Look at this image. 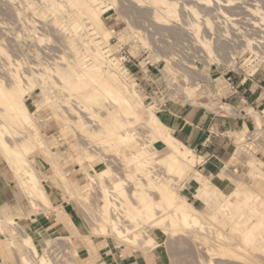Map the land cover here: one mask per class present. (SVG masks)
<instances>
[{
    "label": "rangeland",
    "instance_id": "374dc122",
    "mask_svg": "<svg viewBox=\"0 0 264 264\" xmlns=\"http://www.w3.org/2000/svg\"><path fill=\"white\" fill-rule=\"evenodd\" d=\"M161 1L0 0V134L8 148L20 151L19 144L32 145L28 147L29 164L33 162L50 200L47 206L38 194L28 191L18 168L23 164L17 167L0 141L2 178L11 189L9 204L0 207V221H4L0 222V264L24 263L19 257L26 235L40 255L48 256L49 264H112L122 250L140 260L145 257L148 264H264V233L249 241L251 226L264 222L257 206L264 204V183L255 180L257 173L264 174V0H165L173 17ZM164 20L170 25H163ZM97 64L102 80L116 75L119 86L132 91L125 97L133 109L117 107L111 97L106 99L98 92L72 90L78 77ZM10 93L23 96L31 120L40 123H35L40 129L28 125L30 131L26 123L10 118ZM186 110L212 122V134L218 133L213 130L216 123L219 130L232 127L223 136L228 137L231 152L218 162L217 176L204 169L206 164L185 174L154 166L166 151L161 143L153 144L145 124L152 114L178 119L180 111ZM27 136H32V143ZM135 137L139 143L134 149L128 139L132 142ZM148 145L154 146L147 168L157 181L154 184L170 183L174 203L187 200L203 222L181 225L172 234L166 231L160 239L164 257L160 263L155 253L146 255L154 245L136 210L142 207L139 197L151 201L158 212L172 209L161 202L152 186H146L149 181L133 160L134 151ZM75 148L83 154L78 160L73 156ZM47 152L63 158L58 178H47L53 167ZM107 169L108 187L122 178L128 183L123 195L106 193L110 204L103 207L102 189L81 188L88 174ZM64 178L69 180L70 194L65 192ZM201 181L224 194L222 205L236 204V192L240 202L245 192H251L253 199L259 197L252 203L243 202L238 212L234 208L222 211L216 201L198 196ZM124 208L133 215L126 216L121 229H128L133 240L114 239L110 219L121 216ZM58 211L63 213L62 221ZM2 222L7 223L1 226ZM29 257L25 264H41L34 254L29 252Z\"/></svg>",
    "mask_w": 264,
    "mask_h": 264
},
{
    "label": "bare ground",
    "instance_id": "6f19581e",
    "mask_svg": "<svg viewBox=\"0 0 264 264\" xmlns=\"http://www.w3.org/2000/svg\"><path fill=\"white\" fill-rule=\"evenodd\" d=\"M156 1H159V0H156ZM161 3L162 4H164L166 7H167V13L169 14V16L170 17H173V15H174V13L172 12V10L170 9V7L168 6V4L165 2V0H162L161 1ZM85 5H86V3H85ZM91 12H93V10H92V8H90V7H88V14H91ZM165 22V24H163V25H170V23H168L167 22V20H164L162 23H164ZM168 24H167V23ZM94 29V28H93ZM92 30V29H91ZM88 44V43H87ZM95 45V44H94ZM93 45V46H94ZM89 46V45H88ZM87 47V46H86ZM90 47V46H89ZM94 49V48H93ZM95 50V49H94ZM94 50H92V52H94V54H95V51ZM100 52V51H99ZM100 71H101V65L100 64H97V65H95V66H92L91 67V69L89 70V71H87V72H85V73H82L77 79L79 80V82H83V79L84 80H86L85 82H83L82 84H79V82L77 83V84H74L73 85V87H72V90L74 91V92H76V93H81V91L80 90H84L85 92H87L88 90H90L91 92L93 91V92H98V94L100 93L101 94V96H105V98L107 97V98H109V97H111L112 99H113V105H115V106H117V107H121V108H124V109H126V111L127 110H131V109H133V103L130 101V100H128L126 97H125V95L127 94V93H130V91L131 90H129V88L127 87V86H125V85H123V86H119L120 85V78L118 77V76H116V75H114V76H111L109 79H106V80H102L100 77H101V73H100ZM126 74V73H125ZM77 75V74H76ZM122 78V77H121ZM105 79V78H104ZM134 91V90H133ZM132 92V91H131ZM135 92V91H134ZM135 94H137V93H135ZM136 96V95H135ZM7 97H9V103H8V105H9V107H10V109H11V116H10V118H12L13 116H15L16 117V119L18 118L21 122H24V123H26V125L25 124H23L24 126H27L28 127V125L30 126V127H38L39 128V125L38 124H40V123H38V122H35L33 119V121H34V123L32 122V120H31V115L28 113V111H27V109H26V107H25V102H24V98H23V96L22 95H13L12 93H10V95L9 96H7ZM136 97H139V96H136ZM106 98V99H107ZM106 102V101H105ZM107 103V102H106ZM138 103V102H137ZM109 104V103H108ZM139 104V103H138ZM141 104H142V102H141ZM85 110V109H84ZM92 110V109H91ZM146 110V109H145ZM96 112V111H95ZM99 112V111H98ZM147 112H149L148 111V109H147ZM61 114H63V113H61ZM60 114V115H61ZM66 114V113H65ZM75 114H77V113H75ZM81 114V113H80ZM79 114V115H80ZM99 114V113H98ZM129 115V114H128ZM31 116V117H30ZM64 116V115H63ZM67 117V116H66ZM65 117V118H66ZM76 117H77V115H76ZM75 117V118H76ZM80 117H81V115H80ZM92 117V116H91ZM72 118V117H71ZM87 117H85V119H86ZM88 118H89V116H88ZM87 118V119H88ZM132 118V117H131ZM66 119H69L70 120V118H66ZM84 119V120H85ZM86 119V120H87ZM89 119H93V118H89ZM13 120V119H12ZM15 120V119H14ZM35 120H37V119H35ZM83 120V121H84ZM116 120V119H115ZM149 120V119H148ZM82 121V120H81ZM137 121H141V120H137ZM67 122H68V120H67ZM84 122H86V121H84ZM117 122V121H116ZM35 123H38L37 125L35 124ZM69 123V122H68ZM76 123V122H75ZM81 123V122H80ZM112 123H115V122H113L112 121ZM22 124V123H21ZM74 124V123H73ZM77 124H78V120H77ZM35 125V126H34ZM80 125V124H79ZM146 125V130H147V132H149V134H147V132H145L147 135H149V136H151L152 138V142H153V144L154 143H156V144H159V143H161V145L163 146V149H164V151H166V154L164 155V157H161V158H159L158 160H155V167L156 166H158V167H160L159 169H163V170H169L170 172L171 171H174V172H177V173H182V174H185V173H187L189 170H191V169H193V168H195V167H198V166H200V165H202L203 163H204V159H203V157H201V156H197L196 154H195V152L194 151H192L190 148H188V147H186L182 142H180L179 140H177L174 136H173V134H171L170 132H169V129L166 127V125H164L161 121H160V119L158 118V116L157 115H154V114H152V117H151V119H150V121L147 123V124H145ZM22 126V125H21ZM26 127V128H27ZM71 127V126H70ZM23 128V127H22ZM29 128V127H28ZM27 128V129H28ZM72 128V127H71ZM40 129V128H39ZM121 129H123L122 127H121ZM29 130H30V128H29ZM28 130V131H29ZM35 131H33V132H35V134L34 133H32V134H34L35 136H37L38 134H37V130L36 129H34ZM22 131V130H21ZM30 131H32V129L30 130ZM39 131H41V130H39ZM1 132V131H0ZM126 132H128V131H126ZM125 132V133H126ZM2 133V132H1ZM24 133V132H23ZM39 133V132H38ZM41 133V132H40ZM124 133V134H125ZM28 134V133H27ZM1 136H0V141H1V143H2V145H3V143H6V142H3L2 141V134H0ZM29 135H31L30 133H29ZM138 135V134H137ZM142 135V134H141ZM140 135V136H141ZM33 136V135H32ZM31 136V137H32ZM139 136V135H138ZM31 137H28L27 136V138L28 139H30V143H32L31 141ZM124 137V136H123ZM123 137H122V139H123ZM127 137H129V135L127 136ZM143 137H146V135L144 136L143 135ZM113 138V137H112ZM121 138V137H120ZM134 138V137H133ZM149 139H150V137H148ZM45 139V138H44ZM128 139V138H127ZM137 138L135 137V140H136ZM144 139V138H143ZM40 140V139H39ZM132 140V139H131ZM131 140H129L128 139V144H130V147H134V149L136 148V146L138 145V143H136L137 142V140L135 141H132V142H134V144H132V142H131ZM38 141V140H37ZM44 141V140H43ZM122 141V140H121ZM139 141V140H138ZM141 141V140H140ZM144 141H148V140H144ZM41 142V141H40ZM46 142V141H45ZM114 142V141H113ZM149 142V141H148ZM151 142V143H152ZM38 143V142H37ZM111 143V142H110ZM109 143V144H110ZM122 143H123V141H122ZM150 143V144H151ZM46 144V143H45ZM119 144H120V142H119ZM118 144V145H119ZM125 144H126V142H125ZM145 144V143H144ZM143 144V145H144ZM20 145V146H19ZM18 146L19 147H23V149L22 150H16L15 148H8V147H6V145H3V148L5 149V151H9V153L10 154H8V155H10L9 157H11L10 158V160L12 159V161L15 163V165L17 166H19L20 164H23L22 165V167H18V168H20L21 170H22V173H23V176L25 177H23V179H25L24 181H25V185H26V187H27V189H28V191L30 192V193H36V194H38L39 195V197L43 200V201H45L46 202V204H47V206H49L50 205V200L47 198V193H46V190H45V188L43 187V185H42V181L40 180V178L37 176V174H36V169L35 168H33V162H32V165H30L29 163H31V161H30V158L28 157L29 155H27L29 152H31V150H28L29 148L28 147H30V149H31V147H32V145L30 144L29 146L28 145H26V144H24L23 145V143H22V145L21 144H19ZM38 145V144H37ZM37 145H36V148H37ZM41 145H44V144H42L41 143ZM41 145H40V147H41ZM47 145V144H46ZM46 145H45V147H46ZM124 145V144H123ZM142 145V146H143ZM74 146V145H73ZM93 146H95V145H93ZM101 146V145H100ZM106 146V145H105ZM108 146V145H107ZM115 146V145H114ZM120 146V145H119ZM10 147H12V146H10ZM13 147H14V145H13ZM17 147V146H16ZM18 147V148H19ZM44 146H43V148H45ZM102 147H103V145H102ZM36 148H34L33 150H35ZM42 148V147H41ZM53 148V147H52ZM77 148V147H76ZM76 148L74 149L75 150V152H76V154H74L73 156H74V158H76L77 160L79 159L78 158V156H81L82 157V153H80L79 152V150L77 149L76 150ZM109 148V147H108ZM141 148V147H140ZM39 149V148H38ZM46 149H49V148H46ZM51 149V148H50ZM102 149V148H101ZM32 150V151H33ZM22 151H25V153H23ZM49 151H51V150H49ZM89 151V150H88ZM154 151V146L152 145H148V146H145V147H143V148H141L139 151H134V155H133V160L134 161H137V163H138V167H139V170L141 171V172H144V175H145V177L147 178V180L149 181L148 183H147V185L146 186H152L156 191H157V193H158V195H159V198H160V200H161V202L163 201V203H166V204H168V205H170V208H172V209H170V211H168V212H164L163 213V211L162 212H158V211H156V208H154L153 207V204L151 203V201H149V200H147L146 198H142V197H139L140 198V200H141V202H142V207L141 208H139V210H138V208H136V210H137V214H138V217L139 218H141L142 220L140 221V223L141 224H143V221H144V223L147 225L146 227V232H145V234H146V236H147V238H149L150 240H151V242H153V247L152 248H149L150 250L149 251H147V254L146 255H153V253H155L156 254V257H157V259H158V261H159V263H160V260H162V259H164V257H163V255L161 256V251H160V249H161V245H160V239H162L163 237V235H165V232L166 231H168L169 232V234L171 233V232H175L176 230H178V229H180L181 227V225H191V226H197V224L201 221L200 220V214H199V212L195 209V208H193V206L189 203V202H187V200H185V199H180V202L179 203H174V197H175V192H174V189L172 188L173 186H171V185H169L168 184V182H165V180L164 181H161V183H157V184H159V185H157V184H154V182L156 181V180H153L154 178V176H151L150 175V171L147 169L148 168V166L149 165H151L152 163H151V156H153V152ZM42 153H44V151L42 152ZM48 154H47V160H49L48 161V163H50L53 167L51 168V170L49 171V172H51L52 174L51 175H49V176H47V178H50V177H52V176H54L55 178H58L57 176H56V174H59L61 171H62V168H61V160H63V158L60 160L59 159V157L58 156H56L55 155V153H51V152H47ZM90 153V152H89ZM45 154V153H44ZM93 154V153H92ZM31 155V154H30ZM43 156H45V155H43ZM90 159H92V158H90ZM66 160V159H65ZM89 161V160H88ZM90 161H92V160H90ZM96 161V160H95ZM75 162H78V161H75ZM79 163V162H78ZM9 164H10V162H9ZM13 164V163H12ZM11 164V165H12ZM91 164L93 165V166H97L98 164L97 163H93V162H91ZM46 165V164H45ZM35 166V165H34ZM15 167V166H14ZM48 167V166H47ZM11 168H13V167H11ZM17 168V169H18ZM20 171V170H19ZM78 171V170H77ZM13 172H14V170H13ZM17 172V171H16ZM16 172H14L15 174H16ZM95 172V171H94ZM64 174V173H63ZM63 174H61V176L63 175ZM95 175H92V174H88L87 175V177L85 178V181L87 182L84 186H82V188L81 189H87V190H90L91 188H93V189H95V188H97V189H99V191H100V189H102L103 190V193H102V191H101V195L103 196V200H105V201H103L104 203H106L103 207H105V206H108L109 204H110V199H108V197L106 196V193H108V194H111V195H113V196H115V197H117L118 195H123V193L125 192V190H126V188H125V186H127V181L126 180H124L123 178L119 181V182H116V183H113L114 185L113 186H111V187H108V183H107V179L110 177V171L107 169V170H104V171H102V172H95L94 173ZM46 175V174H45ZM136 175V174H135ZM65 176H67V175H65ZM64 177V176H63ZM132 177H134V176H132ZM62 178V177H61ZM60 178V179H61ZM65 180L64 181H67L66 179L67 178H64ZM158 179V178H157ZM163 180V179H162ZM252 180H254L253 178H252ZM255 180H257V182H262V183H264V174H260V173H257L256 175H255ZM62 181V180H61ZM63 181V182H64ZM127 182V183H126ZM146 182V180L144 179V181H143V183H145ZM157 182V181H156ZM66 183V182H65ZM23 185V184H22ZM63 185H64V189H65V192L67 193V194H70V193H72L70 190H72V189H70L69 187V180L67 181V183L66 184H64L63 183ZM247 185V184H246ZM61 186H62V184H61ZM76 187V186H75ZM74 187V188H75ZM78 187V186H77ZM243 187V186H242ZM242 187H241V189H242ZM63 188V187H62ZM69 188V189H68ZM93 189L91 190L92 192H94L93 191ZM96 190V189H95ZM136 190V189H135ZM194 190V189H193ZM252 190V189H251ZM68 191V192H67ZM98 191V190H97ZM134 191V190H133ZM132 191V192H133ZM80 192V191H79ZM88 193V192H87ZM208 193V192H207ZM66 194V195H67ZM82 194V193H81ZM92 194V193H91ZM96 194V193H95ZM134 194H135V191H134V193L133 194H131V195H133L134 196ZM100 195V194H99ZM130 195V196H131ZM240 194H239V192H236V204L234 203V202H226L225 203V205H222V200L221 199H219V198H217V197H215L216 198V203H218L219 205L218 206H220V209L222 210V211H226L227 210V212L229 211L228 209H231V208H234V209H236L237 210V212H238V210H240V209H242V206H241V204L244 202L245 204H247V203H252V201L254 202V199H256L257 197H259V196H257L256 194V198H254L253 199V194L251 193V192H249V193H244V196L242 197V202H240V196H239ZM78 196H81V197H83V195H78ZM138 196V195H137ZM136 196V197H137ZM198 196L199 197H201V198H203L205 201H207V198H205L202 194H198ZM87 197V196H86ZM96 197V196H95ZM85 198V197H84ZM97 198H98V195H97ZM130 198V200H131V197H129ZM94 199H96V198H94ZM113 199V198H112ZM257 200V199H256ZM113 201H115V204L117 203L118 204V202L115 200V199H113ZM111 202H112V200H111ZM129 202V201H128ZM79 203V202H78ZM82 203V202H81ZM80 204V203H79ZM94 204V203H93ZM129 204H131V202L129 203ZM81 205V204H80ZM113 205H114V203H113ZM121 205V204H120ZM132 205H134L133 203H132ZM258 207H260L259 208V210L261 211V212H263L264 213V204H262L261 202H260V204L259 205H257ZM81 207V206H80ZM86 207V206H85ZM134 207V206H133ZM56 209H58V208H56ZM81 209H85V208H81ZM101 209V208H100ZM218 209V208H217ZM130 211V209H128V208H124L122 211H120L121 213V216L119 215L118 217H116V218H111L110 219V222L112 223L111 224V226H112V228H113V235L115 236L114 237V239L117 237V238H127V239H129V240H133V237H130L129 236V230L128 229H126V230H123V229H121L122 228V225H124L122 222H125L126 220H125V218H126V216H128V214L130 213L129 212ZM165 211V210H164ZM246 211V210H245ZM86 212V211H85ZM247 212V211H246ZM222 213V212H221ZM225 213V212H224ZM230 213V212H229ZM242 213H245V212H242ZM58 215V218H59V220H61L62 221V219L60 218V216L63 214L62 212H60V211H58V213H57ZM83 214H84V212H83ZM130 214H132V212L130 213ZM227 214V213H226ZM239 214V213H238ZM133 215V214H132ZM231 215V214H230ZM235 215V214H234ZM234 215H231V218H234L235 216ZM248 215V214H247ZM229 216V215H228ZM227 216V217H228ZM1 217V216H0ZM140 220V219H139ZM1 221H3V219L1 220ZM0 221V222H1ZM4 222V221H3ZM1 223V226H2V224H4V223ZM14 222H15V224H17V222H16V220H14ZM13 222V223H14ZM233 222V221H232ZM7 223V222H6ZM5 223V224H6ZM10 223H12V221L10 222ZM201 223H203V222H200V224ZM210 223V222H209ZM4 224V225H5ZM9 224V223H8ZM69 224V223H68ZM129 224H130V222H129ZM199 224V225H200ZM3 225V226H4ZM210 225H212V226H214L213 225V223L212 224H210ZM203 226V225H202ZM199 227V226H198ZM201 228V227H200ZM202 228H204V227H202ZM73 229V228H72ZM4 232L5 230H4V228H2L1 227V232ZM74 231V230H73ZM76 231V230H75ZM7 232V231H6ZM92 232H93V230H92ZM140 232H142V233H144L143 231H140ZM131 233V232H130ZM137 234L139 233V232H136ZM262 233H264V222H262L261 224H256V225H252L251 226V228H250V232H249V234H251L252 235V238H250L249 239V241H251V240H254V238H256V236L257 235H259V234H262ZM4 234V233H3ZM172 234V233H171ZM220 234V233H219ZM8 235V234H7ZM222 235V234H221ZM231 235V234H230ZM224 235H222V237H223ZM232 236V235H231ZM238 236V235H237ZM236 235H235V237H237ZM6 237H8V236H6ZM129 237V238H128ZM158 238L159 240H158V242H154V239L155 238ZM218 238H219V236H217ZM12 238V237H11ZM223 238H229L228 236L226 237H223ZM222 238V239H223ZM249 238V237H248ZM236 239V238H235ZM12 241H14L13 239H11ZM10 240V241H11ZM157 240V239H156ZM217 240H219V239H217ZM221 240V239H220ZM219 240V241H220ZM227 240V239H226ZM219 241H217V242H219ZM224 242V239L223 240H221L220 242ZM227 242V241H226ZM239 242V241H238ZM12 243V242H11ZM213 243V245L215 244L214 242H212ZM221 244H223V243H221ZM237 244V243H236ZM217 245H218V243H217ZM225 245H227V244H225ZM157 246V247H156ZM235 246V245H234ZM237 246H238V244H237ZM20 247H21V250H22V253H23V255L21 256V258L19 257V259H21L24 263H22V264H25L29 259H30V257H29V252L31 253V254H34V256H35V258H37L38 259V261L41 263V264H49V261H48V256H46V255H40V253L38 252V249H37V247H36V245L34 244V242H33V240H32V238L30 237V236H28V235H26V236H24L22 239H21V245H20ZM213 247V246H212ZM215 247V246H214ZM213 247V248H214ZM241 247V246H240ZM155 248V249H154ZM221 248V247H220ZM231 249V248H230ZM132 250V249H131ZM221 250V249H220ZM236 250V249H235ZM136 251V250H135ZM230 251V250H229ZM229 251H227V252H229ZM133 252V251H132ZM231 252H233V251H231ZM251 252V251H250ZM143 253V252H142ZM237 253V252H236ZM49 255V254H48ZM228 255V254H227ZM239 255V254H238ZM241 255V254H240ZM140 257H141V255H140ZM141 258H145V257H141ZM245 259V258H244ZM146 260V259H145ZM26 261V262H25ZM38 262V263H39ZM250 262V261H249ZM248 262V263H249ZM28 263V262H27ZM31 263V262H30ZM245 263V262H244ZM147 264V263H146ZM250 264V263H249ZM253 264V263H252Z\"/></svg>",
    "mask_w": 264,
    "mask_h": 264
},
{
    "label": "crops",
    "instance_id": "0c3cea01",
    "mask_svg": "<svg viewBox=\"0 0 264 264\" xmlns=\"http://www.w3.org/2000/svg\"><path fill=\"white\" fill-rule=\"evenodd\" d=\"M159 118V117H158ZM162 118V119H160ZM160 121L166 125V127L172 130L175 138L182 142L186 147L190 148L199 157H203L204 163L200 165L203 167L206 164L205 170H211L210 173L216 176L218 175L219 161L223 162L229 156L231 152V143L228 141L226 133H231L232 127L223 128L219 130L220 125L217 123L213 126V130L222 135L218 137V133H210L209 127L212 122H206L202 117L191 114L190 111H180L178 119L172 118V116H160ZM224 126V125H222ZM225 127V126H224ZM197 152V153H196ZM200 167V168H201ZM203 171V169H202ZM3 169L0 168V207H4L9 204L11 189L9 183H5V179L2 178ZM200 191L208 202L216 201V198L223 199L224 194L218 189L211 188L208 181H201ZM208 192V193H207ZM260 208V207H258ZM249 225V224H248ZM112 264H146L145 258L140 260L139 257L134 256V253L121 251L117 253L113 258ZM148 264V263H147Z\"/></svg>",
    "mask_w": 264,
    "mask_h": 264
}]
</instances>
